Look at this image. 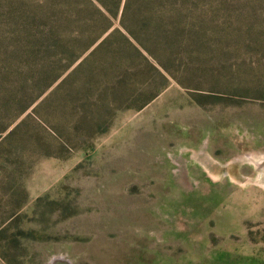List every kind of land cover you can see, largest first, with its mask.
<instances>
[{"label":"rangeland","instance_id":"rangeland-1","mask_svg":"<svg viewBox=\"0 0 264 264\" xmlns=\"http://www.w3.org/2000/svg\"><path fill=\"white\" fill-rule=\"evenodd\" d=\"M160 11L153 58L115 34L77 69L45 0H0V219L38 238L7 260L264 264V0H199L180 45Z\"/></svg>","mask_w":264,"mask_h":264},{"label":"trees","instance_id":"trees-1","mask_svg":"<svg viewBox=\"0 0 264 264\" xmlns=\"http://www.w3.org/2000/svg\"><path fill=\"white\" fill-rule=\"evenodd\" d=\"M166 2L170 3L171 12L175 14V20L171 21L172 24L170 22L167 24L173 33L172 43L180 45L184 39L183 34L188 28L186 19L193 14L199 0H45V25L50 33L49 40L55 41L53 46L68 50L69 53H71L70 49L75 50L77 47H82L75 56L73 55L74 58L69 60V65L80 61L77 69L99 54L115 34H120L143 60H147L146 57L153 58V56L144 42L151 43L147 34H149V29L158 23L155 18L161 17L157 14L161 13L160 9ZM130 14L137 18L129 21ZM144 23H146L145 26L150 25V27L145 29ZM134 28L139 30L141 37L132 36L136 34ZM152 69L160 80L167 82L168 72L165 68L152 67ZM161 89L150 90L144 101L134 107L125 108V110H141L160 94ZM80 124L89 127L93 125V121L81 118ZM5 130L4 128L0 133ZM15 132L14 128L5 136V139H10ZM1 140L0 147L3 142ZM38 147L44 148V145L39 143ZM4 154L9 155L7 151ZM12 201L11 198L10 211L0 219V257L6 264H14L11 260H7V255L4 254L10 248L18 247L27 240L38 241L33 230L15 229L12 232L11 226L15 223L14 216L21 207V204L15 205ZM41 201V199L37 201V206ZM57 205L64 218L69 217L64 213L71 208V203L61 202Z\"/></svg>","mask_w":264,"mask_h":264},{"label":"water","instance_id":"water-1","mask_svg":"<svg viewBox=\"0 0 264 264\" xmlns=\"http://www.w3.org/2000/svg\"><path fill=\"white\" fill-rule=\"evenodd\" d=\"M49 264H71L67 260H64L63 258H53Z\"/></svg>","mask_w":264,"mask_h":264}]
</instances>
